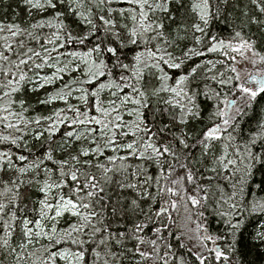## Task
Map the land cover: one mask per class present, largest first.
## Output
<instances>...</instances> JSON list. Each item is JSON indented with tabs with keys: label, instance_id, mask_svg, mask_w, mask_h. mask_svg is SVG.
Instances as JSON below:
<instances>
[{
	"label": "trees",
	"instance_id": "trees-1",
	"mask_svg": "<svg viewBox=\"0 0 264 264\" xmlns=\"http://www.w3.org/2000/svg\"><path fill=\"white\" fill-rule=\"evenodd\" d=\"M226 43L264 74V0H0V264H264V86Z\"/></svg>",
	"mask_w": 264,
	"mask_h": 264
},
{
	"label": "rangeland",
	"instance_id": "rangeland-1",
	"mask_svg": "<svg viewBox=\"0 0 264 264\" xmlns=\"http://www.w3.org/2000/svg\"><path fill=\"white\" fill-rule=\"evenodd\" d=\"M33 6L35 7H42L44 5L50 4L51 0H28ZM227 46H230L231 49L236 54V71L238 74L239 79V88L240 90L249 91L253 93L261 89L264 84L263 77L264 74L260 68H256L257 64V56L250 45L245 43H226ZM73 70H77V68L70 62V63H59L55 65L54 71L48 75L44 76L40 79L41 84L49 83L53 80H60L64 78L66 74L70 75ZM74 98H80L81 95L79 93L74 94ZM69 96H60L59 99L61 100H68ZM56 99V98H55ZM235 100L230 99L224 105L223 109V118L224 120L228 121L230 110L234 107ZM224 126V125H223ZM85 135L81 131H77L75 134L76 138H83ZM92 142V141H90ZM77 207L76 204L68 198L60 197L57 199L56 202L53 203H43V210L41 212V216L35 225L31 227H26V236L28 240H33L34 238L39 237H50L55 230V226L57 220L64 214V213H76ZM195 232V230H193ZM200 232V231H199ZM198 232V233H199ZM198 233H194L195 237L194 240H197ZM194 246L198 247L197 242ZM59 259L62 264H77L75 259L68 253V252H61L59 254Z\"/></svg>",
	"mask_w": 264,
	"mask_h": 264
},
{
	"label": "bare ground",
	"instance_id": "bare-ground-1",
	"mask_svg": "<svg viewBox=\"0 0 264 264\" xmlns=\"http://www.w3.org/2000/svg\"><path fill=\"white\" fill-rule=\"evenodd\" d=\"M262 79H263V83L262 84H264V77Z\"/></svg>",
	"mask_w": 264,
	"mask_h": 264
}]
</instances>
